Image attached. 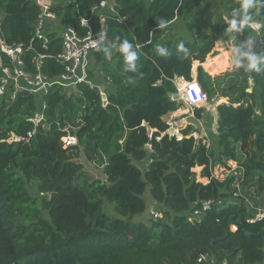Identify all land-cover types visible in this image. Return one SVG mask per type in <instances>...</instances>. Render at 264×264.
I'll return each mask as SVG.
<instances>
[{
  "label": "trees",
  "instance_id": "trees-1",
  "mask_svg": "<svg viewBox=\"0 0 264 264\" xmlns=\"http://www.w3.org/2000/svg\"><path fill=\"white\" fill-rule=\"evenodd\" d=\"M100 1L69 0L50 11L61 25L83 34L81 19ZM113 1L112 10L103 9L108 13L107 42L118 45L127 39L139 45L137 72L125 70L119 51L106 58L95 47L90 53L103 80L113 86L105 89V99L90 82L78 83L70 94L54 85L46 93L20 91L12 101L0 99V264H196L206 252L217 263L264 264V218L247 221L255 211L232 193L235 176L202 183L193 170L198 166L200 177L209 178L210 165L240 155L241 191L252 199L250 189L264 200V73L241 69L237 86L229 95L222 93L228 98L215 107L217 155L210 144L169 137L163 116L181 104L167 95L176 92L175 78L191 79L197 63L196 79L209 100L217 94L201 64L216 40L197 29L202 0ZM216 1L230 20L241 9V0ZM257 7L259 11L249 10L250 22L260 24L257 32L249 25L230 32L232 45L242 51L254 32L264 42V0H257ZM40 11L36 0H0L3 37L8 44L23 45L22 59L30 72L36 53L54 56L61 45L56 30L48 34L46 48L34 36ZM235 18L239 27L240 16ZM160 19L169 22L167 28L156 27ZM177 20L196 36L174 33ZM180 43L187 55L178 51ZM157 45L170 55H158ZM209 61L218 66L227 59ZM41 71L54 78L63 67L47 57ZM201 111L196 108V115ZM36 114L41 118L34 123ZM68 134L76 143L64 145L62 137ZM79 152L103 166L104 179H93L83 170L75 160ZM143 159L147 165L141 169L134 161ZM32 183L41 197L29 192ZM148 184L152 199L164 206L161 219L153 218L149 225L131 220L146 208L142 194ZM102 198L128 218L104 212ZM210 198L212 205L202 211L201 202Z\"/></svg>",
  "mask_w": 264,
  "mask_h": 264
},
{
  "label": "built area",
  "instance_id": "built-area-1",
  "mask_svg": "<svg viewBox=\"0 0 264 264\" xmlns=\"http://www.w3.org/2000/svg\"><path fill=\"white\" fill-rule=\"evenodd\" d=\"M36 1L39 2L37 3L40 5L41 11L34 22V36L42 42V47L46 48V44L49 41L48 34L56 30L60 37V50L54 56L36 53L31 60L34 69L31 72L27 71L22 59L23 45L21 43L8 44L0 29V99L12 101L20 91H26L29 94L46 93L54 85L62 86L64 89L69 87L75 89L78 83L88 82L84 72L87 62L86 58L90 51L97 47L98 37L101 33L107 42L105 19L108 13L106 10H103L105 7H108L106 0H102L99 4L94 5L91 8L89 16L81 19L80 24L85 27L83 34L72 27L61 25L55 14L50 11L51 6L49 8L46 7L44 10L42 0ZM256 23L258 22H250L249 26L258 31L259 28L255 29L252 27ZM262 42L260 41V43ZM2 54L5 55L6 59L2 57ZM46 56L53 57L63 67V72L60 75L50 78L42 73V59ZM173 83L176 87V92L179 94L178 101H181L180 107L178 108L180 112L176 114V109L164 115L163 120L167 125L164 133L169 137H176L177 140H181L184 137H191L195 143L203 142L206 146H209V134L203 125L202 117L197 116L195 112L196 108L202 107L209 101L207 93L197 83L196 77L180 83L173 80ZM40 118L41 116L36 114L32 118V121L36 123ZM30 135L31 133L28 132L27 137ZM62 142L64 145H72L76 142V137L68 134L62 137ZM218 167L221 166L218 164L210 165V175L209 178H205L207 181L205 183H208L210 178L218 179L214 174L215 168L217 169ZM225 168H228L227 172L231 175L238 173L235 176V188L237 190V196H242L243 166L239 163L236 166L229 164L222 168L221 171ZM230 174L227 175L230 176ZM213 201V198L202 201L201 210L205 211L209 209ZM247 204L251 209H256L255 215L248 219V222L264 218V202L256 207L250 201H247ZM150 214L154 218L159 217L157 212L151 211ZM236 229L237 226L235 224L230 225V230L236 231ZM196 264L227 263L225 261L217 263L214 257L206 252L198 257Z\"/></svg>",
  "mask_w": 264,
  "mask_h": 264
},
{
  "label": "rangeland",
  "instance_id": "rangeland-1",
  "mask_svg": "<svg viewBox=\"0 0 264 264\" xmlns=\"http://www.w3.org/2000/svg\"><path fill=\"white\" fill-rule=\"evenodd\" d=\"M68 1L69 0H42L41 2H42V6H44V10H45L46 7L49 8L50 6L57 4V3L65 4ZM108 1L112 4V2L110 0H108ZM36 2H38V1H36ZM201 2H202V6H200V11L202 12V16L197 20V23H196L197 29H199V31H201V32H210V33H212L213 37L216 38V40L214 41L213 49L206 55L204 62H202L201 64L206 69L208 68L207 70L209 71L211 77L213 78V80L215 82V86L217 88V96L216 97H218V99H219V97L228 98L227 96H223L222 93L227 94V95L230 94V92L235 88V85H236L235 78L237 77V72H233V71L229 70V64H230V60H231L230 49L232 47H234L232 45V42H231L232 37H231L230 31H228V29L230 28V23H229L230 19L226 14V10H225L224 6L222 4H220L218 1H216V0H202ZM183 23L184 22L177 20L175 22V24L173 25V28H174L173 32L176 34L182 35V36L184 35L186 37H190V34H193L194 36H196V31L194 30L192 32H188L187 29L185 28V26L183 25ZM251 38H254V40H255V44L253 46V51H255L257 53H264V44H263V42L260 43V41H262V40L259 38V36L254 32V35ZM115 51H116V49H113L112 54ZM89 54H88V56H89ZM46 55H49V54H46ZM47 57H49V56H46L45 58H47ZM216 57H217V59H222L225 57L227 59V62L222 63L218 66H214L213 63H211L209 60H211L212 58H216ZM45 58L42 59V62ZM86 60H87V58H86ZM88 64L89 65H87V62H86L85 71H84L85 75H86V79L88 82L98 85L100 92L102 94V97H103V99H105L106 97H105V94L103 93V91H105V89L112 88V86L107 84L103 80V77L98 70V65L95 62L94 54L88 60ZM196 71H197V65H196V67H193V69H192V75H191L192 78L196 77ZM240 78L242 79V76H240ZM248 84L250 86L252 85V81H251V79H249V77H248ZM73 90H74V88L69 87V88L65 89V92H66V94H70ZM248 90H250V88ZM214 99H215V97H213L211 100H209L208 103L213 102ZM104 102H105V100H104ZM221 102H223V101H221ZM199 116L202 117V115H199ZM204 120L206 122H204L203 125L204 126L209 125V129H210L209 130L207 128L208 134H209V139H210L211 150H212L214 155H217L219 150H220V148H218V146H217V141H216L217 130L215 127L211 128L210 124H207L208 119L207 120L204 119ZM210 131H212V132H210ZM214 133H215V135H214ZM75 160L82 164L83 170L89 176H91V178H93V179H104L105 178L103 175V166L98 164L95 161H91L90 159H87V157L85 156V154L83 152H79L78 155L76 156ZM242 161H243V157L236 154V158H233V159L229 158V159H226V161L224 163L218 164L221 167H218L217 169L215 168L214 174L218 177L219 181L226 180L227 178H229L231 176V174L227 172L228 168L223 169V171H221V169L226 167L229 164L236 166L237 163H243ZM134 163L139 168L144 169L147 165V160L143 159L142 161H134ZM193 170L196 173L197 180H199L202 183L207 182L205 180V178L200 177V171H201L200 167L197 166ZM227 174H230V176ZM236 175H238V173H236L235 175L233 174V176H236ZM226 176H228V177L225 178ZM233 184L235 185V181H233L232 185ZM231 188L233 190L232 193L235 196H237L236 188L234 186H232ZM28 189H29V192L33 196H38V197L42 196V194L39 193L37 188H36V183H32V186H28ZM247 191L253 200L250 199L248 196H246L243 193V190L241 191V195H242L241 197L245 198V200H247V201H250L253 204V206H255V207L259 206L264 202V200L262 201V199H261V198H263V195L259 197V196H257L256 192L252 193L250 189H247ZM142 197L145 200L146 208L141 214L133 216L131 218V220H133L134 222L142 221L143 223L149 225L151 223V219L154 218L150 214L151 211L157 212L159 214L158 218L161 219V217H162L161 209L164 208V206H163V204L156 203L152 199L151 194H150V185L149 184L146 185L145 190L142 194ZM102 200H103L102 209L108 215H110L111 217H114V218H121V219H127L128 218L126 216L118 214L114 210L113 202L108 201L105 198H102ZM253 210L256 213V209H253ZM154 219H156V218H154ZM158 230L159 229H157V231Z\"/></svg>",
  "mask_w": 264,
  "mask_h": 264
},
{
  "label": "clouds",
  "instance_id": "clouds-1",
  "mask_svg": "<svg viewBox=\"0 0 264 264\" xmlns=\"http://www.w3.org/2000/svg\"><path fill=\"white\" fill-rule=\"evenodd\" d=\"M257 7V0H241V9L238 13H233V18L229 21L230 28L228 31H241L246 25L250 24L249 10ZM236 15L240 16L239 27H237ZM168 21L160 19L156 25L158 29H165L168 26ZM253 28L258 29L260 27L259 23L253 24ZM255 44L254 38H249L245 44L246 50H241L240 47H232L230 49L231 60L229 64V70L233 72H238L241 69L245 72H255L257 74L264 73V53H257L253 51V46ZM138 48L139 45H133L129 40L124 39L118 45L114 43L106 42L104 35L101 33L98 37L97 51L103 52L106 58H111L113 49L119 51L124 58L126 71L137 72L138 66L136 61L138 60ZM178 51L187 55L188 50L185 48L183 43L178 45ZM156 52L160 56L170 55L169 50L166 47L157 45ZM190 80V79H189ZM129 83H134V80L129 79ZM197 83H200L197 80ZM201 86V85H200ZM202 87V86H201Z\"/></svg>",
  "mask_w": 264,
  "mask_h": 264
},
{
  "label": "crops",
  "instance_id": "crops-1",
  "mask_svg": "<svg viewBox=\"0 0 264 264\" xmlns=\"http://www.w3.org/2000/svg\"><path fill=\"white\" fill-rule=\"evenodd\" d=\"M111 2H112V4L107 0V3H108V7H110V9H112V5H113V0H110ZM93 55V53H90L89 54V56L87 57V65H89L88 64V60L91 58V56ZM196 65L198 66V64L197 63H193V65H192V69H193V67H196ZM191 75H192V71H191ZM192 78V77H191ZM175 81H177V83H180V82H182V81H184L185 79L184 78H182V77H179V78H176V79H174ZM186 81V80H185ZM92 84V83H91ZM95 85H97V84H95ZM107 85V84H106ZM98 86V85H97ZM112 89H113V86H112ZM103 93H104V91H103ZM105 94V93H104ZM102 95V94H101ZM216 96H217V94H216ZM215 96V99L213 100V102H211V103H206V104H204L202 107H200V108H202V111L200 112V115H202V120H204V119H208L207 121H208V123L207 124H210V127L211 128H213V127H215L216 128V126H217V112H216V109H215V107L218 105V104H220V103H222L221 101H223V102H227V98H224V97H219V99H218V97H216ZM217 99V100H216ZM215 101V102H214ZM105 102H106V100H105ZM180 112V110L179 109H177L176 110V114L177 113H179ZM164 117V116H163ZM203 122H206L205 120L203 121ZM205 128H206V130H207V128L209 129V125L208 126H205ZM210 130V129H209ZM207 132H208V130H207ZM210 132H212V131H210ZM209 144H210V139H209Z\"/></svg>",
  "mask_w": 264,
  "mask_h": 264
},
{
  "label": "water",
  "instance_id": "water-1",
  "mask_svg": "<svg viewBox=\"0 0 264 264\" xmlns=\"http://www.w3.org/2000/svg\"><path fill=\"white\" fill-rule=\"evenodd\" d=\"M168 97L172 98L173 100H178L179 99V94L177 92L174 93H168ZM105 103V102H104ZM26 137V136H25Z\"/></svg>",
  "mask_w": 264,
  "mask_h": 264
}]
</instances>
